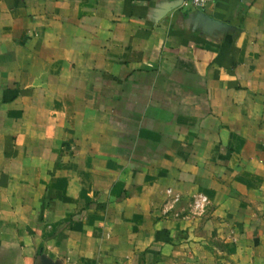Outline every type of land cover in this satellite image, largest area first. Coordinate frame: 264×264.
<instances>
[{"label":"crops","instance_id":"1","mask_svg":"<svg viewBox=\"0 0 264 264\" xmlns=\"http://www.w3.org/2000/svg\"><path fill=\"white\" fill-rule=\"evenodd\" d=\"M236 165L264 264V0H0V264H168Z\"/></svg>","mask_w":264,"mask_h":264},{"label":"rangeland","instance_id":"2","mask_svg":"<svg viewBox=\"0 0 264 264\" xmlns=\"http://www.w3.org/2000/svg\"><path fill=\"white\" fill-rule=\"evenodd\" d=\"M256 175L254 167L236 165L230 179L210 194L198 192L188 199L173 196L165 201L166 212L192 222L191 237L183 248L167 254L172 258L168 264H258L254 248L242 236V224H253L255 209L260 207Z\"/></svg>","mask_w":264,"mask_h":264},{"label":"built area","instance_id":"3","mask_svg":"<svg viewBox=\"0 0 264 264\" xmlns=\"http://www.w3.org/2000/svg\"><path fill=\"white\" fill-rule=\"evenodd\" d=\"M213 0H183V4L189 8L205 9ZM203 198V197H202ZM205 198V197H204ZM196 204H199L196 202Z\"/></svg>","mask_w":264,"mask_h":264}]
</instances>
